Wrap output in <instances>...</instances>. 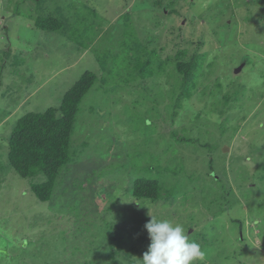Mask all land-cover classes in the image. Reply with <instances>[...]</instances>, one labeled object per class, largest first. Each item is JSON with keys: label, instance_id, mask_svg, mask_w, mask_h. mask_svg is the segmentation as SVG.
<instances>
[{"label": "rangeland", "instance_id": "obj_1", "mask_svg": "<svg viewBox=\"0 0 264 264\" xmlns=\"http://www.w3.org/2000/svg\"><path fill=\"white\" fill-rule=\"evenodd\" d=\"M44 13L98 34L93 51L37 28ZM262 21L264 0H0V264H140L150 214L183 224L197 264H264ZM178 52L202 59L185 86ZM87 70L71 161L40 201L9 135ZM141 177L157 201L132 196Z\"/></svg>", "mask_w": 264, "mask_h": 264}, {"label": "trees", "instance_id": "obj_2", "mask_svg": "<svg viewBox=\"0 0 264 264\" xmlns=\"http://www.w3.org/2000/svg\"><path fill=\"white\" fill-rule=\"evenodd\" d=\"M89 13L96 14L92 10ZM44 14L34 18V25L37 28L60 32L81 46L89 44V49L93 51L98 34L96 37L91 36L86 44H82L80 41L85 36L84 32H78V36L62 18L51 15L52 13ZM94 24L95 28H98L96 25L99 24L97 22ZM177 55L182 59L180 52ZM181 59H176V66L178 72L182 74L185 86L187 81L197 78L202 59L199 56H192L189 60ZM96 79L95 72L85 71L62 96L58 107H49L44 111H29L17 119L11 130L8 138V161L23 178L40 175L45 177L44 181L31 182V190L40 201L52 198L61 170L71 161L70 146L76 116L83 97L95 84ZM180 95H189L187 88L183 87ZM160 193L161 184L157 179L141 177L133 182L132 196L138 201L140 199L157 201L161 197ZM115 238L114 236V240Z\"/></svg>", "mask_w": 264, "mask_h": 264}, {"label": "clouds", "instance_id": "obj_3", "mask_svg": "<svg viewBox=\"0 0 264 264\" xmlns=\"http://www.w3.org/2000/svg\"><path fill=\"white\" fill-rule=\"evenodd\" d=\"M150 216L144 225L150 243L140 264H197L205 259L201 245L190 240L183 224Z\"/></svg>", "mask_w": 264, "mask_h": 264}, {"label": "water", "instance_id": "obj_4", "mask_svg": "<svg viewBox=\"0 0 264 264\" xmlns=\"http://www.w3.org/2000/svg\"><path fill=\"white\" fill-rule=\"evenodd\" d=\"M241 67H239V69H240Z\"/></svg>", "mask_w": 264, "mask_h": 264}]
</instances>
